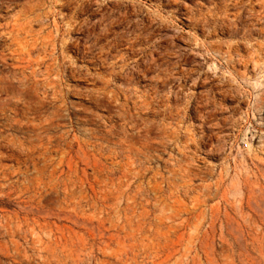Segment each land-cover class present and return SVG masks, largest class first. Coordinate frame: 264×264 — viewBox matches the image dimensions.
<instances>
[{
	"label": "rangeland",
	"instance_id": "obj_1",
	"mask_svg": "<svg viewBox=\"0 0 264 264\" xmlns=\"http://www.w3.org/2000/svg\"><path fill=\"white\" fill-rule=\"evenodd\" d=\"M0 264H264V0H0Z\"/></svg>",
	"mask_w": 264,
	"mask_h": 264
},
{
	"label": "bare ground",
	"instance_id": "obj_2",
	"mask_svg": "<svg viewBox=\"0 0 264 264\" xmlns=\"http://www.w3.org/2000/svg\"><path fill=\"white\" fill-rule=\"evenodd\" d=\"M87 4V3H86ZM5 6V5H4ZM254 8V7H253ZM26 10V9H25ZM86 11V10H85ZM54 13V12H53ZM70 13V12H69ZM82 13V12H81ZM37 18V17H36ZM34 19V18H33ZM46 21V20H45ZM25 22V21H24ZM63 30V29H62ZM37 33V32H36ZM46 35V34H45ZM37 38V37H36ZM66 41V40H65ZM27 55V54H26ZM34 56V55H33ZM33 58V57H32ZM51 59V58H50ZM50 61V60H49ZM37 72V71H36ZM41 73V72H39ZM38 76V75H37ZM33 104V103H32ZM14 109V108H13ZM21 146V145H20ZM61 160V159H60ZM32 185V184H31Z\"/></svg>",
	"mask_w": 264,
	"mask_h": 264
},
{
	"label": "built area",
	"instance_id": "obj_3",
	"mask_svg": "<svg viewBox=\"0 0 264 264\" xmlns=\"http://www.w3.org/2000/svg\"><path fill=\"white\" fill-rule=\"evenodd\" d=\"M245 145H248V143H245Z\"/></svg>",
	"mask_w": 264,
	"mask_h": 264
}]
</instances>
